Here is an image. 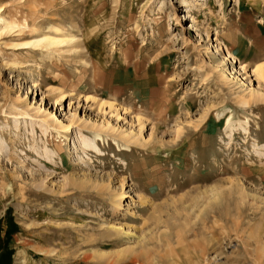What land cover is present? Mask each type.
<instances>
[{
    "label": "rangeland",
    "instance_id": "obj_1",
    "mask_svg": "<svg viewBox=\"0 0 264 264\" xmlns=\"http://www.w3.org/2000/svg\"><path fill=\"white\" fill-rule=\"evenodd\" d=\"M260 67L264 0H0V264H264Z\"/></svg>",
    "mask_w": 264,
    "mask_h": 264
},
{
    "label": "bare ground",
    "instance_id": "obj_2",
    "mask_svg": "<svg viewBox=\"0 0 264 264\" xmlns=\"http://www.w3.org/2000/svg\"><path fill=\"white\" fill-rule=\"evenodd\" d=\"M201 1V0H200ZM127 37H128V35H126ZM44 37H46V36H44ZM46 39V38H45ZM54 39V38H53ZM60 40V39H59ZM59 40H57V41H59ZM44 41V40H43ZM42 41V42H43ZM56 41V40H55ZM41 42V41H40ZM51 42V41H50ZM258 73L259 74H264V67H260L259 69H258ZM32 125H33V123H31ZM22 126V125H21ZM60 126H61V128L62 127H64L65 125L63 124V123H60ZM23 127H25V128H28L29 129V124L28 123H25L24 124V126ZM21 127H20V123H16L15 125H14V131L15 132H18V131H20L21 129H20ZM24 128V129H25ZM10 130H11V128H9ZM20 129V130H19ZM33 131V130H32ZM52 156L50 155L49 156V158H51ZM48 158V159H49ZM50 160H52V159H50ZM122 197H123V194L122 193H116L115 195H114V197H113V199H112V202H113V205H114V207L116 208V209H118L119 208V206H121V199H122ZM117 229V228H116ZM118 232H122V230H124L125 231V229L121 226V227H119L118 229Z\"/></svg>",
    "mask_w": 264,
    "mask_h": 264
}]
</instances>
